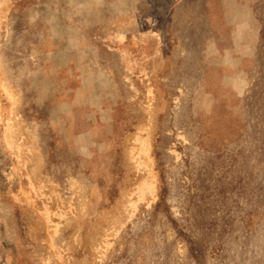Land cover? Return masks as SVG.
Instances as JSON below:
<instances>
[{
    "label": "rangeland",
    "instance_id": "rangeland-1",
    "mask_svg": "<svg viewBox=\"0 0 264 264\" xmlns=\"http://www.w3.org/2000/svg\"><path fill=\"white\" fill-rule=\"evenodd\" d=\"M0 264H264V0H0Z\"/></svg>",
    "mask_w": 264,
    "mask_h": 264
}]
</instances>
